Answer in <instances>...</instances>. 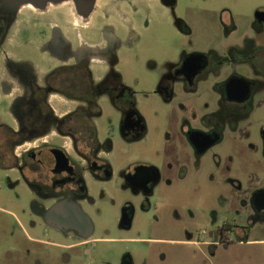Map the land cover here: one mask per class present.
<instances>
[{"label": "flooded vegetation", "instance_id": "obj_1", "mask_svg": "<svg viewBox=\"0 0 264 264\" xmlns=\"http://www.w3.org/2000/svg\"><path fill=\"white\" fill-rule=\"evenodd\" d=\"M211 1L0 0V170L10 186L12 179L22 182L32 196L30 234L12 211L0 207V212L13 217L30 241V264H97L99 244L109 240L150 247L138 252L125 247L118 264L164 259L156 239L95 237L89 210L97 208L110 185L140 197L138 204L121 203L117 227L129 231L137 210L151 205L160 186L172 185L159 167L115 165L111 159L115 136L128 146L147 133L136 92L124 81L121 59L140 46L141 30L148 29L149 21L159 22L158 9L164 12L160 19L191 35L187 19L178 14L182 3L203 17L221 13L228 39L239 30L234 13L227 0H217L213 7ZM246 21L254 37L246 33L242 45L194 47L177 61L166 60L152 90L165 103H172L179 92L188 101L204 98L199 107L184 105L193 117L185 122L184 135L197 158L215 153L225 133L235 132L252 114L257 93L264 89V7L255 8ZM109 110L116 115L114 122L108 120ZM261 136L264 156V130ZM182 170L179 180L187 176L185 166ZM247 204L249 217L227 227L238 243L248 241L251 230L264 224V186L250 194L249 202L242 201V206ZM187 217L193 219L190 210ZM188 220L180 225L183 230H188ZM171 241L186 246L201 242ZM208 242L216 244L217 236ZM0 264L21 263L13 261L11 249L0 246Z\"/></svg>", "mask_w": 264, "mask_h": 264}, {"label": "rangeland", "instance_id": "obj_2", "mask_svg": "<svg viewBox=\"0 0 264 264\" xmlns=\"http://www.w3.org/2000/svg\"><path fill=\"white\" fill-rule=\"evenodd\" d=\"M227 1L239 27L228 39L223 36L221 13H209L203 17L186 10L185 3H182L178 14L187 19L193 30L191 35L178 33L170 21L160 19L164 12L158 9L155 15L159 22L149 21L148 29L141 30L144 33L140 46L122 55L121 72L126 84L136 92L137 107L146 120L147 133L142 140L128 146L115 136V153L111 159L115 165H154L161 168L164 178H170L173 183L170 187L160 186L157 189L160 194L152 197L151 205H147L145 211L137 210L129 231L117 227L121 203L131 200L138 204L141 200L118 187L110 185L109 192L98 200L96 209L89 210V215L96 225L95 237L156 239L155 246L165 257H155L149 264H264V224H257L251 230L249 240L242 243L237 242L239 237L235 232H227V227L241 225L249 217L250 207L248 204L242 206V201L249 202L250 194L257 187L264 186L261 136L264 130V89L257 93L252 114L240 122L235 132L225 133L223 142L214 148L216 155L209 151L199 158L184 135L187 130L185 122L193 118L189 112L185 113L184 105L199 107L204 98L192 97L188 101V95L178 91L172 103H165L152 92L161 78L166 60L177 61L183 52L194 47L224 50L230 44L242 45L246 33L255 36L247 27L246 17H251L255 8L264 7V0ZM214 2L217 0H212L210 5L218 6ZM222 19L227 21L229 16L224 15ZM108 120H116L112 110L108 112ZM105 126L106 121L104 129ZM183 166L187 176L179 180ZM12 180L14 185L10 186L5 172L0 170V207L12 211L30 234L32 196L22 182ZM111 199L115 202L111 203ZM188 210L193 215L191 220L187 217ZM187 220L189 227L186 231L180 225ZM216 236V244L208 242ZM184 239L201 242L186 246L171 241ZM221 240L226 244L220 243ZM0 246L11 249L13 261L30 264V241L24 237L15 219L3 212H0ZM148 246L143 242L105 241L99 244L97 264H118V256L125 247L138 252L146 251L150 248Z\"/></svg>", "mask_w": 264, "mask_h": 264}, {"label": "crops", "instance_id": "obj_3", "mask_svg": "<svg viewBox=\"0 0 264 264\" xmlns=\"http://www.w3.org/2000/svg\"><path fill=\"white\" fill-rule=\"evenodd\" d=\"M262 241H264V240H262Z\"/></svg>", "mask_w": 264, "mask_h": 264}]
</instances>
